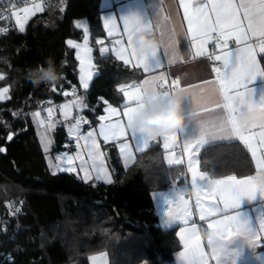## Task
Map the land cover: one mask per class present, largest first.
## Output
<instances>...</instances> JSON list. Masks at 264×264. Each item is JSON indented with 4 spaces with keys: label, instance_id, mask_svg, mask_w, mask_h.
<instances>
[{
    "label": "trees",
    "instance_id": "obj_1",
    "mask_svg": "<svg viewBox=\"0 0 264 264\" xmlns=\"http://www.w3.org/2000/svg\"><path fill=\"white\" fill-rule=\"evenodd\" d=\"M101 3L56 0L23 31H0V88L8 89L0 99V212L13 202L21 207V228L15 237L0 234V264H89V256L99 252L109 254V264H176L175 253L182 247L178 225L159 224L153 192L186 182L184 165L167 164L165 149L156 142L140 151L128 168L115 146H105L114 175L110 183L85 181L77 171L53 172L30 116L50 99H65L78 85L75 49L67 41L83 38L75 24L81 18L89 21L98 71L88 90L91 107L85 114L95 123L105 104H123L120 87L139 74L111 53L101 52L98 41L109 42ZM48 57L54 58L63 77L52 85L36 86L29 71L44 65ZM261 61L264 66V54ZM51 125L52 152L66 149L71 121L55 114ZM200 167L213 177L255 171L240 141L205 146Z\"/></svg>",
    "mask_w": 264,
    "mask_h": 264
},
{
    "label": "snow or ice",
    "instance_id": "obj_2",
    "mask_svg": "<svg viewBox=\"0 0 264 264\" xmlns=\"http://www.w3.org/2000/svg\"><path fill=\"white\" fill-rule=\"evenodd\" d=\"M179 4L183 8L184 19L187 21L186 35L191 40L193 54L197 57L207 56L213 61L214 80L182 87L179 78L169 80L163 71L152 75L154 71L148 66V57L150 54L154 55L157 50L139 53L133 43L137 32L151 29L152 21L138 14L123 16L121 19L127 45L124 40H116L115 44L118 47L114 49L115 54L125 64L140 67L144 73L150 75L142 83L120 87V91L127 97L129 104L125 106L122 113L111 105L105 109L107 115L100 116L99 120L109 122L100 124L99 135L105 142L118 140L121 137H124L126 141L130 135L138 146L143 145L140 148L143 151L157 138L153 139L146 135L136 138V131L130 127V124L143 108V97L147 90L155 85L158 90L165 93L182 92L186 97H191L194 108L189 118L195 122L198 134L191 138H184L183 145L185 152L188 153L187 164L193 184L197 178L202 180L206 178L205 187L199 185L193 187L199 220L206 222V228H217L226 243L231 242L235 237L242 236L250 245L260 246L258 241L261 236H264V219L260 220L257 229H253L249 221L241 217L237 209L240 207L242 197L252 199L258 190L261 195H264V96L261 97L260 102H254L252 99L254 90L248 87L258 76L264 77V66H261L257 59L258 54H264V0H179ZM39 10H41L40 5H35V11ZM21 11L13 12L12 15L15 16L20 30L23 31L27 18L30 14H34V10L25 7ZM167 18L165 16V19ZM77 27L84 26L78 23ZM105 27L108 29L109 36L118 34L115 17L106 19ZM84 30L88 31L86 27ZM160 39L164 41V50L166 52L171 50L169 63H172L177 58L178 40L175 29L167 39L161 32ZM230 41L235 47H230ZM98 43L103 45L104 41L101 40ZM209 43L213 44L211 52L208 51ZM67 44L82 50L78 53L80 80L83 87L87 89L92 78L93 65L90 56L92 49L88 47L87 38L83 44L72 40H68ZM107 50V48L102 49V51ZM157 67L162 69L164 66L157 65ZM7 92V88L0 90V99L5 98L4 94ZM68 108V105L64 106L65 117L68 115ZM36 115L39 116V113ZM49 115H51V109ZM113 116L126 117V120L118 119L113 122L111 121ZM81 122L82 118L77 119L70 131L77 134L78 146L81 139L86 143L88 155L95 161L99 159L96 132L89 131L86 135H80ZM179 134L180 132H173L160 137L165 150L174 148ZM233 138L242 142L251 152L256 165L255 174L245 175L243 178L226 175L219 179H210L205 173L200 172L199 161L196 159L200 149L212 141ZM129 147L127 142L120 144L122 152H126ZM76 158L81 160L80 166L85 168L86 162L79 152ZM166 158L169 164H179L183 160L182 155L175 158V153L171 151L167 152ZM61 159L71 164L73 157L65 155ZM61 170L75 172L76 168L67 167ZM83 178H92L86 168ZM98 178H107L108 182H111L106 172L103 177ZM182 192L177 193L175 200H168L169 205L175 203V210L167 209V216L171 220H179L184 225H188L192 218V209L190 200L185 199ZM180 238L184 244V251L179 253L182 264H210V258L215 260V264H222L220 257L211 256L205 251L204 242L195 223L182 228ZM206 244L209 247L211 242ZM92 260L93 264H105L103 256L92 257ZM233 264H235L234 260Z\"/></svg>",
    "mask_w": 264,
    "mask_h": 264
},
{
    "label": "crops",
    "instance_id": "obj_3",
    "mask_svg": "<svg viewBox=\"0 0 264 264\" xmlns=\"http://www.w3.org/2000/svg\"><path fill=\"white\" fill-rule=\"evenodd\" d=\"M101 5L103 8V12L101 13L102 24L105 33L109 38L108 43H103V45H101L100 47L101 52L103 54L111 53L112 55L115 56V58L118 61H120L125 66H128L136 70V72L139 74L138 79L125 85L142 83L143 80L150 75L148 73H144L143 69L140 67H133L130 64H125L123 61L119 60L115 54L114 49L118 47L115 44L116 40H124L125 45H127L126 33L124 32L123 20L121 19V17L131 14H138L144 17L146 20H151L152 21L151 30L155 32L158 38H160V34L161 32H163L165 39H167L168 36L172 34V30L175 29L176 38L178 40V44L176 45L177 58L172 63H169V56L171 55V50H169V52H166L164 50V46L159 48L154 55L150 54L148 57V66L154 71L152 75L160 71H163L168 76L164 67L162 69H159L157 67V65L165 66V64H167L170 67V75L172 79L179 78L182 87H187L188 85H198L201 84L202 81H206V80L207 81L214 80L215 73L211 67V60L207 56L197 57L194 56L193 54L191 40L189 36L186 35L187 21L184 19L183 8L180 6L179 0H102ZM165 16H167L168 18L165 19ZM112 17H115V22L117 24L119 31L118 34L114 33L112 36H109L108 29L105 27V20L106 19L110 20ZM78 23L83 25L84 27H77ZM75 24L77 28L83 31L84 36L82 39H68V40H72L78 44H83L85 38H87L88 47L92 49L90 56L93 67L91 69L92 78L89 81V87L85 89L83 87L82 81L80 80L81 71H80V59L78 53L81 52L82 50L74 48L75 56L78 61V68H79L78 85H75L74 87H77L79 89V92L78 94L72 95L70 91L69 96L61 100L57 106L49 107L46 110L47 114H49V110L51 109L52 116L55 117V114H59L60 118L72 122V124L69 127V141L66 143L67 146L66 149L54 153L52 152L53 142L50 131L51 129L49 128L51 122L46 124L43 119L46 114L36 109L30 113V116L36 128L37 135L42 145V148L47 154V158L53 172L65 171L61 169L67 167H75L76 171L83 178L86 168L89 175L92 178L91 179L83 178L85 181H100V182L110 183L108 182L107 178L104 179L98 178V177H103L106 172L107 176L110 177L111 182L114 180L113 171L108 164L105 146H110V145L115 146L120 155L123 166L125 168H128L135 162L137 154L141 151L140 148L143 147V145L138 146L136 141L130 135L127 137L126 141L124 137H121L118 140H109L107 142H105L104 138L99 135L100 124L109 122L107 120L103 122L99 120L100 116L107 115L105 109L109 105H111L112 107L117 108L122 113L125 106L129 104L127 97H125L124 94H123L124 96L123 104L121 105H115L111 103L105 104L102 109V112L98 114V116H96L95 123H93L92 119L87 114H85L87 109L91 107L88 97V90L92 84V81L98 75V71L95 67L93 47L89 42L90 39L89 21L86 18H81L76 20ZM85 27L88 29L87 32H85L84 30ZM229 44L230 47H235V45L231 41L229 42ZM104 48H107L108 50L102 51V49ZM208 51L209 52L212 51L211 43H209L208 45ZM261 55L263 54H258L257 59L259 60L261 66H263V63L261 61ZM248 87L254 90L252 96L254 102L257 103L260 102L261 97L264 96V77L258 76L256 80L252 81V83L248 85ZM3 89L5 88L4 87L0 88V90ZM65 105L69 106L67 110L68 111L67 117H65V110H64ZM193 108H194V101L192 100L191 97H186L184 100V110L188 116H190ZM36 113H39V116H37ZM81 118H82V122L79 130L80 135H86L87 132L89 131L96 132V141L99 145V159H96L95 161L91 157H89L88 147L86 143L81 139L79 141V146H78L77 134L70 131L71 127L75 124L74 122L77 119H81ZM118 119L126 120V117H122V116L111 117V121L113 122ZM189 120L191 121L190 126L186 130L180 131L177 144L174 146V148L165 150V161L167 162V164H169L166 158L167 152L169 151L174 152L175 158H179L181 155L183 156V160L179 164L184 165L186 169V182L184 183L177 182L168 189L153 192L156 211L159 215V224L164 228L178 225L179 237H180L181 229L184 227L191 226V224L193 223L196 224L197 229L199 231L201 229L206 228V222H202L199 220V210L195 204L196 197H195V190L193 189V187H195L196 185L205 187L206 178L205 180H202L201 178H197L195 184H193L191 178V172L187 164L188 153L185 152L183 145L184 138L186 139L191 138L192 136L198 134V129L195 125V122L191 118H189ZM143 136H145V134L138 132L135 133L136 138H140ZM48 141H50V143H48ZM230 141H239V140L236 138H233L231 140H217L205 144L204 147L210 144H215L219 142H230ZM124 142H127L130 146L126 152H122L120 149V144ZM156 142H160L163 146L162 138L159 137L157 138L156 141L150 142L147 147H149L151 144ZM46 148L47 150H45ZM203 148L200 149L199 153H197L196 156V159L199 161V171L205 173L207 177L210 179L222 178L223 176L213 177L201 169L200 154ZM78 152L83 157V160L86 162L85 168H82L80 166L81 160L76 158ZM65 155L73 157L71 164H69L66 160L61 159ZM253 163L255 166V171L250 175H254L256 172V165L254 159H253ZM169 165H177V164L173 163ZM237 177L243 178L244 176H237ZM180 191H183L182 194L184 195L185 199L190 200V206L192 209V218L189 221L188 225H184L179 220H171L167 216V209L171 208L173 211L175 210V203L169 205L168 200L170 199L175 200L177 198V193ZM237 211L241 213V217L243 219H247L249 221L250 226L253 229H257L259 227L260 220L264 219V195H261V193L258 190L255 197L252 199H249L248 197H242L240 207L239 209H237ZM200 222L202 224H200ZM202 242H204L205 251L209 253V247L207 246L206 242L203 239ZM181 243H182V247L175 253L176 264H182L179 258V253L184 251V244L182 240ZM258 244L260 246L250 245L245 237L242 236L235 237L231 242L228 243L229 249L231 251L232 250L234 251H232V254L229 256L220 257V260L222 264H233V260L235 261V264H264V236L260 237ZM101 256L104 257L105 264H109V254L107 252H99L90 255L89 264H93L92 257H101ZM212 261L213 264H215V260L212 259Z\"/></svg>",
    "mask_w": 264,
    "mask_h": 264
},
{
    "label": "clouds",
    "instance_id": "obj_4",
    "mask_svg": "<svg viewBox=\"0 0 264 264\" xmlns=\"http://www.w3.org/2000/svg\"><path fill=\"white\" fill-rule=\"evenodd\" d=\"M133 43L139 53L153 52L164 46V41L158 38L151 29L137 32ZM62 77L63 72L58 71L52 57H48L44 65H37L35 69L29 71V78L36 86L42 83L52 85ZM185 98L182 92L165 93L152 85L143 97V108L131 122L130 127L153 139L168 133L186 130L191 121L184 110ZM199 235L206 243L211 242L209 255L222 257L231 254L228 243L222 239L217 228L201 229Z\"/></svg>",
    "mask_w": 264,
    "mask_h": 264
},
{
    "label": "built area",
    "instance_id": "obj_5",
    "mask_svg": "<svg viewBox=\"0 0 264 264\" xmlns=\"http://www.w3.org/2000/svg\"><path fill=\"white\" fill-rule=\"evenodd\" d=\"M56 0H0V31L7 32L13 28H19V25L16 23L15 16L12 15L13 12L21 11L23 8L28 7L34 10V14H30L26 20L25 27L27 24L37 15H39L42 10L46 7H50L55 5ZM40 5L39 11H35V5ZM21 15H23L21 11ZM24 27V28H25ZM211 49L213 50V44L211 43ZM211 67L213 69V61L211 60ZM165 71L168 74L169 80H172L170 75V67L165 64L164 66ZM70 93L78 94L79 89L77 87H72L70 89ZM99 102L103 101V97H99ZM60 101L55 99L48 100L44 105L38 108L39 111L43 112L47 110L49 107L57 106ZM98 102V103H99ZM44 122L46 124L51 122L52 114H46L44 116ZM21 207L18 203L13 202L10 208L5 212H0V234H7L12 238L18 232V229L21 228ZM200 224H202L200 222ZM210 264H213L212 258H210Z\"/></svg>",
    "mask_w": 264,
    "mask_h": 264
},
{
    "label": "water",
    "instance_id": "obj_6",
    "mask_svg": "<svg viewBox=\"0 0 264 264\" xmlns=\"http://www.w3.org/2000/svg\"><path fill=\"white\" fill-rule=\"evenodd\" d=\"M12 135H13V134H12V133H10L9 137H12ZM4 149H5V148H4Z\"/></svg>",
    "mask_w": 264,
    "mask_h": 264
},
{
    "label": "rangeland",
    "instance_id": "obj_7",
    "mask_svg": "<svg viewBox=\"0 0 264 264\" xmlns=\"http://www.w3.org/2000/svg\"><path fill=\"white\" fill-rule=\"evenodd\" d=\"M4 96L6 97V94H4ZM75 123V122H74ZM71 124H72V122H71Z\"/></svg>",
    "mask_w": 264,
    "mask_h": 264
}]
</instances>
